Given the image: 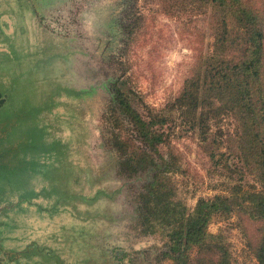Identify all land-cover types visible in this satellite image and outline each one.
I'll return each mask as SVG.
<instances>
[{"label": "rangeland", "instance_id": "374dc122", "mask_svg": "<svg viewBox=\"0 0 264 264\" xmlns=\"http://www.w3.org/2000/svg\"><path fill=\"white\" fill-rule=\"evenodd\" d=\"M243 2L264 23V0ZM217 18L201 0H0L3 264L172 263L162 256L167 239L144 223L151 173L129 177L122 166L117 137L140 142L112 87L120 80L144 118L192 79L206 91ZM178 117L161 147L175 200L190 213L201 199H232L229 217H215L208 231L223 236L236 264H257L262 222L232 195L239 184L243 194L259 188L239 122L225 115L203 143Z\"/></svg>", "mask_w": 264, "mask_h": 264}, {"label": "trees", "instance_id": "16d2710c", "mask_svg": "<svg viewBox=\"0 0 264 264\" xmlns=\"http://www.w3.org/2000/svg\"><path fill=\"white\" fill-rule=\"evenodd\" d=\"M201 1L219 14L215 23L216 59L211 64V86L202 92L200 84L192 79L172 105L144 118L118 80L112 87L117 112L132 125L140 146L119 136L115 144L124 157L122 166L131 173L129 177L151 173L145 193L141 194L143 211L146 210L144 223L151 234L161 232L167 239L162 256L172 261L169 264H236L223 236L208 231L215 217H229L232 199L224 196L201 199L189 213L186 206L175 200L168 176L174 170L171 158L168 160L161 152V147L172 143L171 132H175L176 120L180 119L178 113L187 119L184 123L191 125V129L195 126L199 129L203 143L210 140L208 133L212 132L213 123H221L225 115H232L244 132L240 141L247 147L244 151L247 165L257 168L259 179L256 182L259 188L253 192L243 194V184L235 186L232 195H242L233 200L241 199L250 218L262 222L255 258L257 264H264V90L260 87L264 23L243 0ZM138 19L134 18L132 26Z\"/></svg>", "mask_w": 264, "mask_h": 264}, {"label": "water", "instance_id": "95a60500", "mask_svg": "<svg viewBox=\"0 0 264 264\" xmlns=\"http://www.w3.org/2000/svg\"><path fill=\"white\" fill-rule=\"evenodd\" d=\"M7 99V96L6 95H3L1 92H0V108L2 107V105L5 103ZM0 264H3V259L0 258Z\"/></svg>", "mask_w": 264, "mask_h": 264}]
</instances>
